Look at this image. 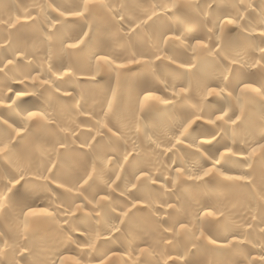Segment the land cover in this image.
I'll return each mask as SVG.
<instances>
[{"label": "bare ground", "instance_id": "bare-ground-1", "mask_svg": "<svg viewBox=\"0 0 264 264\" xmlns=\"http://www.w3.org/2000/svg\"><path fill=\"white\" fill-rule=\"evenodd\" d=\"M0 264H264V0H0Z\"/></svg>", "mask_w": 264, "mask_h": 264}, {"label": "snow or ice", "instance_id": "snow-or-ice-1", "mask_svg": "<svg viewBox=\"0 0 264 264\" xmlns=\"http://www.w3.org/2000/svg\"><path fill=\"white\" fill-rule=\"evenodd\" d=\"M231 22V21H230ZM74 46V45H73ZM211 94V93H210ZM33 115H35V113H33ZM255 151V150H254Z\"/></svg>", "mask_w": 264, "mask_h": 264}]
</instances>
